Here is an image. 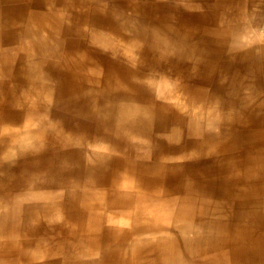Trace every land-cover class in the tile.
I'll use <instances>...</instances> for the list:
<instances>
[{"label":"rangeland","instance_id":"1","mask_svg":"<svg viewBox=\"0 0 264 264\" xmlns=\"http://www.w3.org/2000/svg\"><path fill=\"white\" fill-rule=\"evenodd\" d=\"M69 2L0 0V264H264V131L258 140L232 119L235 148L200 156L192 153L202 139L220 130L158 109L168 108L158 87L185 105L209 106L214 95L220 109L241 114L236 120L250 101L230 100L234 81L246 82L243 90L258 102L264 98L261 69L245 77L218 71L216 59L225 71L230 64L216 57L215 35L234 29L216 24V0ZM241 3L253 22L240 25L238 38L264 43L263 14ZM32 18L44 22L45 42L29 39ZM97 35L142 49L127 62ZM63 51L88 54L85 65L103 72L90 97L71 87L57 61ZM106 76L123 80L124 89L108 93ZM219 82L225 87L216 90ZM39 120L51 135L37 133ZM14 131L31 132L32 143L13 141ZM233 157V166L223 164ZM248 170L253 181H246ZM230 171L244 189H233ZM153 178L141 192L122 186ZM123 249L126 261L116 258Z\"/></svg>","mask_w":264,"mask_h":264},{"label":"bare ground","instance_id":"2","mask_svg":"<svg viewBox=\"0 0 264 264\" xmlns=\"http://www.w3.org/2000/svg\"><path fill=\"white\" fill-rule=\"evenodd\" d=\"M69 1L70 0H68V2ZM69 5H71V7H73L72 6L73 4H69ZM84 6H83V8H84ZM134 7L136 9H133V10H134V12H136L137 9H138L137 8V5L135 4ZM226 8L227 9H231L230 10L231 12H234L235 11L234 5L233 6H227V7L226 6L225 7H221L220 6V8H218V9H221L219 11V13H226V12L222 11L223 9H226ZM66 12H67V9L65 8L60 13V15L65 16V13ZM242 16H243V14H234V15L222 14V15H220V17H216V16L214 17V20H215L216 24L219 23L220 25H225V26H227L229 28L231 26H233L232 28L234 29V31H229V32L228 31L227 32L220 31L221 33L218 35V37L215 35V38L214 39L218 40L217 42H220L221 39L225 41L223 43L221 42L222 43V47L230 44L229 40H231V39H233L232 41H235L234 43L236 45H246V44H249V41L250 40H248L247 38H241L242 35H243V33H241L239 35L240 38H238V33H237V30L235 29V27H238L239 25H242V24H243L242 26L248 27V25H249L248 24V21L244 20V18ZM215 18L217 19V21H216ZM31 22H32L31 25H30V33L31 34L29 36V39H34V40L39 39L42 42H45L46 40H48L49 39V36L46 34V31H44V29H45L44 22L42 20H37L36 18H32L31 19ZM18 24L17 25L19 26V28H21V23H18ZM83 31H84V29L81 28V32L82 33H83ZM90 35H91V33H90ZM234 36H235V39H234ZM90 38H91V36H90ZM96 38L99 40V42H100L99 45L100 46L102 45V47L108 48V49H110L112 51H118L119 50L120 53L123 54L122 56H124V59H125L124 61H127V62L134 61L135 58H136V56H138V53L142 49L141 47H138V44L137 43H134V42H131V41H129V42L127 41L126 42L123 39H121V40L120 39L119 40L117 39L118 40V41L116 40L117 43L115 45L114 44L112 45V43L111 44H106L107 42L105 43L101 39L102 37H100L99 35H97ZM216 40H215V42H216ZM90 41H91V39H90ZM212 47H213V45H212ZM36 52H39V51H36ZM250 52H251V55H255V51L254 50L253 51L250 50ZM59 55L60 56H58L57 61L60 60V62L64 66V68H66V70L70 72L69 81H70L71 87L74 88V92L75 93H82V94H85V96L90 97L91 92L93 94L96 90H98L99 86L102 85V84H99V83H101L100 78L102 77V74H103V72L101 71V69L98 68V67L92 66V65L90 67H89V65L88 66L85 65V60L88 58L87 57L88 54H82L81 52H76V51H63V52L59 53ZM244 56H246V55H244ZM71 72H72V75H71ZM105 82H106V87L105 88H106V90H107L108 93L112 89H117V90H118V88H120L121 90L124 89V82H123V80L113 79L111 77H107ZM121 82L123 84H121ZM145 83L147 85H149V86H152V85L154 87L157 86L155 84L156 81L155 82H152L153 84L152 83H149L147 81H145ZM176 89L178 90V88H176ZM32 90L37 93V89H32ZM102 90H103V88H102ZM158 90H159L158 92L161 95L160 97L163 98L165 100V102L167 101V103H163V104H166L168 106L167 109L166 108L164 109V106L162 104L158 106L159 113L160 114H163L164 116L167 115L170 111H173V110L176 111V112H178L179 114L183 115V117L188 114L189 118L191 120H193V124L196 125V126H198V125L200 126V125L204 124L203 121L204 122L206 121V123H209L210 126L208 127V129H210L212 127L221 128V125L220 124L228 126L229 123H233L234 122V123L238 124V122H239V120H236L235 118H229V114H227V113L222 116L224 110L222 109V107L220 109V107L217 105V104L221 105V103H220L221 100L218 99V98H214L213 97L214 95H211L209 97L212 100H209V99L207 100L209 106L206 105L204 107L203 105H199L198 106L197 104L194 105L193 103H192L193 105H189V104L188 105H185L186 103L183 104L184 102H187V101H184L183 102V100H182V102H180L179 101L180 99H178V96L176 95V93L173 92V90L170 91V89H166V88L165 89H162V87L161 88L158 87ZM180 94L182 95V93H180ZM93 97H94V95L91 97V99H93ZM183 99H184V97H183ZM191 102H192V100H191ZM156 107L157 106H154V110L157 109ZM225 111H227V110H225ZM232 113L233 114H237V112L236 113L232 112ZM245 114L246 113H244V115ZM255 115H256V113H255ZM257 117L261 119L260 121L258 120V122H260V124L259 125H254L253 127H250V128H252V130H254L255 132H256L257 129H260L261 130V128H262L261 134H260V136H258V140H260L262 138L261 136H262V133L264 131V125H263L264 120H263V118H262L261 115H258ZM220 119H222L223 121H220ZM232 119H235V121H233ZM217 123H220V124H217ZM45 124H46L45 120H39L35 124H32V125L33 126H38V128L36 130H42V131L37 132V133H41L43 135H51L50 134V130H48L47 128H45L43 126ZM239 126L240 127L241 126L243 127V125H239ZM47 131H49V133H47ZM52 132L55 133V137H57L59 140H61V137L60 136H62V135L60 133L61 132V128L59 126H57V127L54 126V128L52 129ZM33 136L34 135L31 132H27V133H23L22 132V133L19 134V133H17V131H14L13 132V136H12V140L13 141L14 140H16V141L18 140L17 142L20 143L22 146H28V144H31L32 143ZM69 138H70V136H69ZM202 140H203V145H202L201 149L199 148L198 151H194L192 154H198L200 156H201V154H212L214 156L216 154H228L232 149L235 148V146L230 145V142H231L230 140H226V139L220 138L217 135L216 136H212V137H208V138H203ZM70 142H72V141H70ZM83 146H80V147H83ZM86 149H88V148L86 147ZM100 150H104V148H98V151L99 152H100ZM226 152H228V153H226ZM100 154H102V153L100 152ZM221 162L222 161L219 160L220 165H221ZM234 163H236L235 160H234V157L233 158H229V161H227V162H226V160L223 161V164L224 165L225 164H229V167L233 166ZM223 164H222V166L224 167ZM216 165H218V164H216ZM220 165H218L217 167H220ZM263 170H264V168H263ZM232 171H234V170H232ZM232 171H230V174H228V177H227L230 185L233 187L234 190H235V187L236 186H239L242 189H244V187L242 185H240L239 182L236 181V179H235L236 174L234 172H232ZM171 172H172V170H171ZM251 172H252V174H251ZM255 176L256 175H255V173H254L253 170L252 171L251 170H248L247 175H246V181H251L253 179V177H255ZM261 176L262 175H259V178ZM153 180H154V178H153ZM153 180H146V181H141V180L139 181L138 180V181H135L134 183L129 181L130 184L128 183V180H124V183L122 184V186H127V188L125 187L126 190H130L131 189V190H135L136 192H138L139 189L143 185H153V184H155V181L156 180H154V181ZM119 181H120V179H119ZM255 186H257V185H254V189L258 191V192L256 191L257 193H259V191L262 190V189L259 187V185L257 187H255ZM123 189H124V187H123ZM251 189L252 188L245 189L244 191L241 190V191H243L244 194L247 197V196H250L251 195V193H250L251 192ZM139 192H141V191H139ZM260 195H261V193H260ZM257 196H259V195H257ZM48 211H49V208H46L44 210L45 215H46V213ZM127 219H129V218H127ZM128 223H129V221H128ZM115 233H116V235L119 234V236L121 238H124L125 237L124 232H121V230H117ZM197 240L198 239H196V240H194L192 242L193 243L195 242V244H196ZM193 243H191V244H193ZM133 248H134L133 251H136V248L134 246H133ZM116 258L118 260L125 259V261H126V252H125V250L123 249L120 252V254H118V256H116Z\"/></svg>","mask_w":264,"mask_h":264},{"label":"crops","instance_id":"3","mask_svg":"<svg viewBox=\"0 0 264 264\" xmlns=\"http://www.w3.org/2000/svg\"><path fill=\"white\" fill-rule=\"evenodd\" d=\"M247 6L246 9L250 7V9L252 8V10L254 9V11H256L260 16L263 14L264 16V0H246ZM235 7V11L231 12V9H223L222 11L226 12V13H219V10L216 11V14H228V15H234V14H243L246 16V21H248L249 26L252 24V19L246 15L244 12H242V8H241V0H216V8H220L221 7H227V6H233ZM243 9H245L243 7ZM221 11V12H222ZM245 20V19H244ZM263 19H260V24H263ZM243 25V24H242ZM264 26V25H263ZM236 30L241 31L242 28H240V25L238 27H235ZM226 48H221L222 47V43L221 42H217L216 44V57H218V55L227 63H229L230 65H228V69L229 71H225L224 69H222V66L224 64H220V58L216 59V66L218 67V71L221 73L223 72H229L231 75H240V76H248L251 73H254L256 71H260L264 72V43H260L259 45H256L253 43V40H251V42L249 44L246 45H236V44H228L226 45ZM244 50V51H243ZM251 51H255V55H251ZM242 51V52H241ZM245 53V54H244ZM246 55V56H244ZM252 57V58H251ZM248 59V60H247ZM239 80V79H237ZM234 81V89H230L229 90V96H230V100H235L237 98L236 95L239 96V98H237V100L243 102H247L250 101L249 104V110L245 111V109H243L244 111H242V115H244V113H246L244 116L245 118H250L247 120H244L243 118L241 119H237L239 120L238 124L239 125H243V127L241 126V128L245 129V130H249L246 132H253L254 137H258L261 134L262 128L257 129L256 132L254 130H252V128L254 125H259L260 122H258L257 120H259V118L257 117L258 115H261L263 120H264V98H262V100H259V102L257 101V99H254L251 96H248L246 94V92L243 90L246 86V82H239V81ZM222 82H219L218 84H216V90H220L222 88L225 87V85H221ZM258 84H260L258 82ZM260 86H262V84H260ZM241 92V94H240ZM223 109V108H222ZM224 112L222 114V116L224 114H229V118H235L236 116L239 115L241 117V114H233L232 112L236 113V110L231 109L230 107L227 109V111H225V109H223ZM234 110V111H233ZM232 113V114H231ZM256 113V115H255ZM248 114V115H247ZM236 115V116H235ZM229 120V119H228ZM247 121V122H246ZM252 123V124H251ZM254 123V124H253ZM220 124V123H217ZM237 124V125H238ZM251 124V125H250ZM221 125V128H217L220 130L219 134H216L218 137L226 139V140H231V131L234 130H238L237 128L233 127L231 125V123H229L228 126L226 125ZM264 125V122H263ZM231 127V128H230ZM222 128H224L225 130H222Z\"/></svg>","mask_w":264,"mask_h":264}]
</instances>
